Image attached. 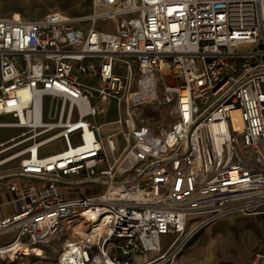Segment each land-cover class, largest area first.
<instances>
[{
	"label": "built area",
	"instance_id": "built-area-1",
	"mask_svg": "<svg viewBox=\"0 0 264 264\" xmlns=\"http://www.w3.org/2000/svg\"><path fill=\"white\" fill-rule=\"evenodd\" d=\"M105 22L113 31L95 28ZM156 100L169 125L138 121ZM109 101L121 114L93 124ZM3 116L27 145L0 176L19 204L0 218V236L14 234L0 261L61 242L67 224L76 238L57 264H173L204 226L264 216V0H91L77 19L0 17Z\"/></svg>",
	"mask_w": 264,
	"mask_h": 264
},
{
	"label": "rangeland",
	"instance_id": "rangeland-1",
	"mask_svg": "<svg viewBox=\"0 0 264 264\" xmlns=\"http://www.w3.org/2000/svg\"><path fill=\"white\" fill-rule=\"evenodd\" d=\"M91 11V0H0V17L33 20L40 19L51 13H60L69 19H77L87 16ZM82 27H88L87 24ZM95 28L101 31H113L111 22L96 23ZM118 73L124 74V62L119 61ZM137 77V73L135 74ZM159 97L162 91L158 90ZM101 112L93 120V124L100 125L117 119L121 114L114 101L101 102ZM170 106L154 101L151 108L139 110L138 121L149 120L150 123L162 126L169 125L172 118L169 116ZM136 123H139V122ZM0 176L16 172L19 158L16 154L27 143H21V133L24 130L10 127L14 123L11 117H0ZM108 127L101 134L106 135ZM58 144H52L47 149L60 150ZM8 181V180H7ZM1 188V185H0ZM64 237L61 242H56L47 248H43L42 256L34 254H18L14 259L7 256L0 264H57V257L65 238L75 239L72 228L67 224L64 227ZM169 237H165L167 241ZM5 241L0 243L4 246ZM264 252V216H242L230 214L222 217L214 223L201 228L187 242L183 250L177 255L173 264H250L256 253ZM141 264L153 261L151 264H163L155 258L143 257Z\"/></svg>",
	"mask_w": 264,
	"mask_h": 264
},
{
	"label": "crops",
	"instance_id": "crops-1",
	"mask_svg": "<svg viewBox=\"0 0 264 264\" xmlns=\"http://www.w3.org/2000/svg\"><path fill=\"white\" fill-rule=\"evenodd\" d=\"M19 209V204L15 202L13 193L6 191L3 187L0 188V218L10 216L16 213ZM14 238L13 233H8L0 236V243L5 241V245L9 244ZM1 246V245H0Z\"/></svg>",
	"mask_w": 264,
	"mask_h": 264
},
{
	"label": "bare ground",
	"instance_id": "bare-ground-1",
	"mask_svg": "<svg viewBox=\"0 0 264 264\" xmlns=\"http://www.w3.org/2000/svg\"><path fill=\"white\" fill-rule=\"evenodd\" d=\"M146 97H147V99L148 98L149 99H153L154 94L150 92V93L147 94ZM73 235H75V234L73 233ZM20 252L21 253L22 252H25L26 255H28V254H34V255L39 256V257L42 256V251H41L40 248H34L33 251H32V250L28 249L26 246H20L19 245L18 247H15L12 250H10L9 257L12 258V259H14ZM3 256H5V255H0V258L3 257Z\"/></svg>",
	"mask_w": 264,
	"mask_h": 264
}]
</instances>
